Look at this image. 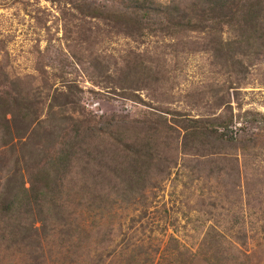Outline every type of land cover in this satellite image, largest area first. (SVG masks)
<instances>
[{
  "label": "rangeland",
  "instance_id": "1",
  "mask_svg": "<svg viewBox=\"0 0 264 264\" xmlns=\"http://www.w3.org/2000/svg\"><path fill=\"white\" fill-rule=\"evenodd\" d=\"M195 1L0 0V264H264V0Z\"/></svg>",
  "mask_w": 264,
  "mask_h": 264
},
{
  "label": "trees",
  "instance_id": "2",
  "mask_svg": "<svg viewBox=\"0 0 264 264\" xmlns=\"http://www.w3.org/2000/svg\"><path fill=\"white\" fill-rule=\"evenodd\" d=\"M229 1L230 0H196L195 3H193L192 5V10L195 9V11H197L198 9H200L203 15H208L210 19L223 20V18L227 15V12L229 11V9L227 8V6L229 5ZM234 2L236 9L235 12L231 13V18H234L235 14H237L238 12L243 18H247L250 20L257 19L258 13L263 15L261 10L258 8L259 6H263L262 1L260 0H234ZM33 193L34 195H32ZM39 193L40 192H38V190L34 191L32 188L23 189V193L19 198V207L15 208V211L17 212V209L19 210L21 208L26 209V207L34 205V203H37V205H41L40 201L44 200L43 198L45 196L39 199ZM17 197L18 195L16 196L15 200H17ZM0 198L5 201V206L3 210L6 211L10 205V201L5 196L0 195ZM30 198L32 200H30Z\"/></svg>",
  "mask_w": 264,
  "mask_h": 264
}]
</instances>
